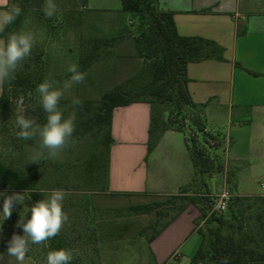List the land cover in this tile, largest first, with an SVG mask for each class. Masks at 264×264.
<instances>
[{
  "label": "rangeland",
  "instance_id": "obj_1",
  "mask_svg": "<svg viewBox=\"0 0 264 264\" xmlns=\"http://www.w3.org/2000/svg\"><path fill=\"white\" fill-rule=\"evenodd\" d=\"M45 3L46 0L13 2L22 10L13 32L31 31L35 36L31 55L22 61L16 72L33 79L37 88L49 80L54 87L63 90L64 82L72 75L68 68L77 65L79 70L81 61L90 54L96 42L101 41L95 52L99 57L85 72V80L64 91L59 103L65 118L75 112V124L88 121L94 116L106 91L126 82L143 67L144 61L138 54L135 41L139 34V18L124 11L121 0H54L57 10L52 17L44 14ZM37 88L28 94L14 96L10 107L0 113V161L15 169H26L34 164L32 157L39 149V137L19 138L17 133L20 129L16 125L17 116L24 115L28 108H39L43 120L38 124L46 123L47 113L42 108ZM74 98L87 104L73 105ZM169 109L166 104L155 107L156 111L167 110L166 115ZM188 132L196 133L194 129ZM106 136L107 129L97 125H92L83 136L72 135L56 157L45 158L40 171L38 188L43 199L51 190L62 189L66 193L63 211L68 220L60 232L73 257L70 264H165L155 258L158 243L152 237L177 215L182 204H186L181 199L193 196L196 191L150 196L109 193L107 164L110 156ZM195 137L201 138V135ZM205 181L212 193L222 189V175L219 173L206 176ZM196 190L197 207L204 213L211 218L229 215V211L213 214L217 197L211 196L202 184ZM0 193L18 194L20 197L11 216L4 218L5 197L0 195V250H7L14 234L24 235L17 222L20 217H24V222L30 218L32 203L28 193ZM147 204H156L155 210L143 213L131 209ZM207 229L206 222L202 230ZM185 233L184 229L178 232L170 229L161 239L167 250L177 247L172 253L176 251L174 255L182 259H174L167 264H189L187 255H190L191 243L184 250L177 246L185 239ZM29 249V256L26 255L23 264H47L42 244H30ZM0 255V264H17L15 258L7 253L0 252Z\"/></svg>",
  "mask_w": 264,
  "mask_h": 264
},
{
  "label": "crops",
  "instance_id": "obj_2",
  "mask_svg": "<svg viewBox=\"0 0 264 264\" xmlns=\"http://www.w3.org/2000/svg\"><path fill=\"white\" fill-rule=\"evenodd\" d=\"M159 6L174 13L180 35L222 48V60L210 57L188 65L189 91L196 104L205 106L207 130L223 138L222 189L212 193L206 182L210 195L218 197L228 189L236 210L264 209V0H159ZM151 118L152 106L146 102L114 110L109 193L175 195L192 184L196 169L186 135L167 131L150 151ZM226 211L230 218L229 206ZM200 214L191 205L157 235V260H182L172 253L177 247L169 251L160 241L168 230L184 229L185 239L177 246L184 250L191 243V263L204 243L196 229Z\"/></svg>",
  "mask_w": 264,
  "mask_h": 264
},
{
  "label": "trees",
  "instance_id": "obj_3",
  "mask_svg": "<svg viewBox=\"0 0 264 264\" xmlns=\"http://www.w3.org/2000/svg\"><path fill=\"white\" fill-rule=\"evenodd\" d=\"M17 0H10V4ZM28 1V0H25ZM124 11L132 12L139 18V34L136 38L137 50L143 59L141 71L126 82L106 91L96 108L94 116L88 121L75 124L73 135H85L92 125L107 129L106 145L108 157L112 137L113 113L117 107L129 106L137 102H146L152 106L150 126V151L160 142L167 131H179L186 135V143L196 169L195 178L188 187L180 193L195 190L193 196H185L181 202H186L178 208L177 215L172 218L152 239L166 228L180 213L189 206H197L198 190L201 184L207 188L205 177L224 172L223 138L219 134L207 130L204 116V105L196 104L189 91L188 65L200 62L210 57L222 60V48L213 41L201 37H185L179 34L174 13L164 11L159 6V0H121ZM19 18L7 25L0 38H6L12 33ZM105 43V42H104ZM101 41H97L90 54L81 61L79 71L85 73L93 61L98 59L97 50ZM37 88V84L29 76L15 71L12 78L2 85L0 96V113L10 107L14 96L28 94ZM81 105L87 102L80 100ZM169 105L167 110L156 111V105ZM26 118L35 119L37 123L43 120L39 108H28ZM188 123V124H187ZM191 128H188V126ZM89 128V129H88ZM192 129L196 131L195 134ZM201 135V138L195 137ZM199 139H202L199 141ZM45 159L39 160L26 169H15L0 161V191L28 193L32 205L43 199V193L38 188L40 171ZM109 176V158L107 164V187ZM208 189V188H207ZM215 204V202H214ZM156 204L133 206L137 212L149 213L155 210ZM234 201L229 204L232 212L230 218L219 216L214 218L204 213L200 208V218L196 223L197 231L202 235L204 243L192 258L190 264H264V209L260 205L251 213L250 206L238 210ZM215 215L218 213L213 212ZM223 214V213H221ZM207 222V231L202 225ZM45 254L49 251L66 249L69 246L61 232L54 238L41 243ZM7 253V250H0ZM29 256V252L26 254Z\"/></svg>",
  "mask_w": 264,
  "mask_h": 264
},
{
  "label": "clouds",
  "instance_id": "obj_4",
  "mask_svg": "<svg viewBox=\"0 0 264 264\" xmlns=\"http://www.w3.org/2000/svg\"><path fill=\"white\" fill-rule=\"evenodd\" d=\"M56 10L54 0H46L43 6L45 16L52 17ZM21 11L18 5L10 4V0H0V33L4 32L7 25L15 22ZM34 42L35 36L31 31L12 32L6 38H0V85L10 80L22 61L31 55ZM68 71L72 75L64 82L63 90L54 87L53 82L49 80L38 85L37 92L41 98V105L47 113L46 123L40 125L35 119L26 118L24 115H18L16 118V125L20 129L17 133L19 138L29 140L39 137V149L32 157L34 163L41 159L56 157L67 146L75 131V112L65 118L59 103L64 91L71 89L74 84L82 83L86 74L79 71L77 65H71ZM72 103L79 105L81 102L74 98ZM0 195L5 197L2 213L4 218H8L20 197L18 194ZM65 196L66 193L62 189L51 190L46 199L31 206V216L26 222L24 217H20L17 227L23 228L24 235L14 234L7 248L8 256L14 257L17 264H23L30 244L44 243L60 233L68 220L67 214L63 211ZM72 258L69 250H52L47 254V264H70Z\"/></svg>",
  "mask_w": 264,
  "mask_h": 264
},
{
  "label": "built area",
  "instance_id": "obj_5",
  "mask_svg": "<svg viewBox=\"0 0 264 264\" xmlns=\"http://www.w3.org/2000/svg\"><path fill=\"white\" fill-rule=\"evenodd\" d=\"M233 199V194L230 190L226 189L224 192L217 197V200L214 204L213 212L221 214L224 213Z\"/></svg>",
  "mask_w": 264,
  "mask_h": 264
}]
</instances>
